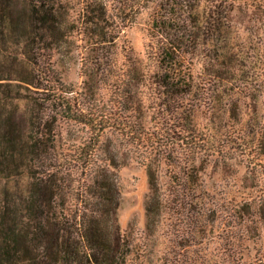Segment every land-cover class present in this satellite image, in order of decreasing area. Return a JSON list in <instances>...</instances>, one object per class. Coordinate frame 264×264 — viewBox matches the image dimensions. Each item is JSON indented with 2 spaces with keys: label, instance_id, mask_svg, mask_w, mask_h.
Returning <instances> with one entry per match:
<instances>
[{
  "label": "trees",
  "instance_id": "obj_1",
  "mask_svg": "<svg viewBox=\"0 0 264 264\" xmlns=\"http://www.w3.org/2000/svg\"><path fill=\"white\" fill-rule=\"evenodd\" d=\"M253 6L264 12V0H0V178L26 179L0 188V264H255L190 239L214 228L201 213L202 153L217 144L207 99L227 114L240 102L205 85L233 81L229 36ZM142 15L144 57L125 39ZM62 60L80 63V83ZM133 162L149 182L143 230L119 217Z\"/></svg>",
  "mask_w": 264,
  "mask_h": 264
},
{
  "label": "rangeland",
  "instance_id": "obj_2",
  "mask_svg": "<svg viewBox=\"0 0 264 264\" xmlns=\"http://www.w3.org/2000/svg\"><path fill=\"white\" fill-rule=\"evenodd\" d=\"M255 8L253 6L248 15L242 9L235 14V25L239 20L243 25L229 36L230 47L239 55L233 81L228 85L209 81L205 85L206 92L216 95L227 86L233 101L239 99L240 102L233 103V110L227 114L220 108L212 110L214 102L207 99L203 112L207 117L202 122L216 134L217 144L212 156H207L209 151L202 153L204 197L203 210L199 213H204L206 223L214 228H208L207 233L202 230L190 239L207 243L218 257L242 254L244 259L264 264V12ZM149 19L142 15L126 29L125 39L141 57L145 56L149 42ZM59 67L66 80L82 81L80 63L69 64L62 60ZM23 105L20 101V109ZM119 175L120 221L124 228L131 224L143 230L147 219L145 199L149 192L146 168L133 162L123 167ZM159 178L163 184L169 181L165 163L159 168ZM25 182L26 179L19 176L9 179L5 175L0 178V188L13 183L22 186ZM199 213L195 210L193 215Z\"/></svg>",
  "mask_w": 264,
  "mask_h": 264
}]
</instances>
